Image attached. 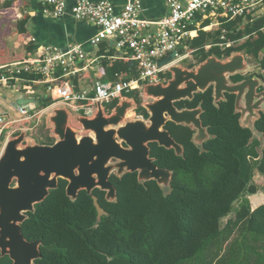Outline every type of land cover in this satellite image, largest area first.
I'll use <instances>...</instances> for the list:
<instances>
[{
	"label": "trees",
	"instance_id": "trees-1",
	"mask_svg": "<svg viewBox=\"0 0 264 264\" xmlns=\"http://www.w3.org/2000/svg\"><path fill=\"white\" fill-rule=\"evenodd\" d=\"M238 21L222 24L228 40L252 33L257 37L237 49H228L227 55L245 49L258 58L264 48V17L246 25L245 32L236 31ZM218 35L199 31L188 45L202 53L201 61L210 54L220 57L216 48L207 54L202 50L206 42H216ZM258 64L264 70V55ZM128 65L113 63L107 73L113 78L121 71L131 72L134 67ZM19 76L35 80L28 73ZM123 96L140 104L135 91ZM234 98L226 94L223 101L214 103L208 89L190 101L175 104L179 110L200 107L199 117L210 138L198 148L192 142L194 131L190 127L168 122L164 129L182 147V156L149 144L154 164L172 174L167 193L155 181L139 183L136 173L120 178L111 175L115 202L106 201L105 192H92L106 212L97 219L91 196L80 191L71 201L65 193L67 182L59 180L57 188L35 205L21 224L26 241L41 243L42 257L34 264H264V205L251 211L245 199L257 192L254 173L264 176V113L254 123L262 135L258 140L239 124ZM37 100L40 107L47 106L43 96ZM115 104L112 101L107 109ZM137 112L147 119L142 108ZM44 140L41 145L54 142L47 136ZM239 201L234 217H229L233 203ZM0 264L12 262L0 256Z\"/></svg>",
	"mask_w": 264,
	"mask_h": 264
},
{
	"label": "water",
	"instance_id": "water-1",
	"mask_svg": "<svg viewBox=\"0 0 264 264\" xmlns=\"http://www.w3.org/2000/svg\"><path fill=\"white\" fill-rule=\"evenodd\" d=\"M245 54V50L235 52L226 61L210 56L194 69L172 66L166 83L143 88L144 96L152 100L141 105L147 119H132L129 112L137 102L123 97L108 115L97 104L92 118L77 117L84 136L70 126L65 107L50 110L47 121L52 127L51 145H23L27 123L25 130L6 141L0 153V256L9 257L12 264H34L41 259V243L26 241L21 224L27 219L26 214L33 213L34 206L57 188L59 180L67 182L65 193L71 201L76 200L80 191L91 196L97 219L106 212L92 192L95 189L105 192L106 201L115 202L116 190L109 182L111 175L120 178L126 173H136L139 183L155 181L167 193L172 174L154 164L149 144L156 143L182 156V147L164 129L171 122L190 127L194 131L192 142L200 148L210 138L199 117L201 108L179 110L175 103L190 101L210 86L214 88V103L224 100V94L235 95L239 124L248 128L254 138L261 139L254 123L264 110L263 83L257 77L240 83L229 80L230 76L250 69L244 62ZM260 87L262 91L257 92Z\"/></svg>",
	"mask_w": 264,
	"mask_h": 264
},
{
	"label": "built area",
	"instance_id": "built-area-1",
	"mask_svg": "<svg viewBox=\"0 0 264 264\" xmlns=\"http://www.w3.org/2000/svg\"><path fill=\"white\" fill-rule=\"evenodd\" d=\"M44 3L46 16L57 19L68 13L64 0H44ZM166 4L168 14L158 22L140 19L139 0H127L118 13L107 1L74 0L69 9L73 19L97 29L90 41L92 45L112 40L115 49L135 63L138 76L133 81L98 83L93 87V96L86 90L76 91L72 79L87 55L81 45L70 44L65 49L41 47L34 60L0 66V85L15 89L20 82L18 75L28 73L41 78L53 103H60L88 118L94 114L97 104H109L123 93L142 91L149 84L165 83L168 70L185 58L179 54L178 47L190 38L191 29H205L201 28L204 21L228 24L239 20L252 25L264 17V0H167ZM225 34L226 31L221 30V43L218 44L224 48L229 46L225 43ZM17 113L20 117L17 120L0 115V143L3 138L25 130L20 127L29 124L40 112L30 113L27 106L19 105Z\"/></svg>",
	"mask_w": 264,
	"mask_h": 264
},
{
	"label": "crops",
	"instance_id": "crops-1",
	"mask_svg": "<svg viewBox=\"0 0 264 264\" xmlns=\"http://www.w3.org/2000/svg\"><path fill=\"white\" fill-rule=\"evenodd\" d=\"M64 1L67 4L68 13L60 18L54 19L43 14V9L46 8L44 0H0V66H8L27 60H34L37 57L36 51L41 47L51 46L65 49L70 44H78L82 46L87 58L84 62L78 65L80 71L72 79V83L76 91L86 90L89 96H93V87L98 83H118L124 82L129 78L131 79L128 81L135 80L137 77L132 78L134 73L138 76L135 63L129 61L128 58H126L124 52L117 51L112 40H106L100 44L92 45L90 41L97 33V29L89 23L87 24L85 22H80L73 19L69 9L73 6L74 0ZM92 1H107L114 6L116 13H118L127 2V0ZM139 1L141 2L142 6V11L140 12L139 17L142 20L158 22L159 20L165 18L168 14V8L166 4L167 0ZM205 22H208L207 25H204ZM210 23L211 21L209 20L204 21L201 25V28H206L203 30L195 28L191 30L190 38L178 47L179 54L185 58L178 61L174 66L181 64L179 67L183 69H194L198 66V64L204 62L208 57L216 56L214 54H210L204 61H201L202 53H197V50L190 48L188 42L196 37L199 31H204L211 34L219 33L217 37L215 36L217 39L216 42H212L211 40L206 42L202 50L207 54L210 52V50L216 48L221 53L220 57L216 56L217 59L224 61L229 60L231 54L238 52L235 50V52H231L229 55H227L228 49H237L241 47L247 40L251 38L256 39L257 37V33H252L250 35H244L239 40L230 41L226 38L225 34V43H228L229 46L225 48L220 47L218 45L221 43L219 38L221 35V30H223L222 24H225V22L221 21L220 24L213 22L211 23V26H209ZM245 27L246 24L240 23V21H238L235 29L236 31L241 30L245 32ZM261 53L264 55V48L261 50ZM245 55L246 58L244 56V62L245 64L249 65L250 69L245 72L230 76V82L233 83L232 79H235L236 77L241 78L250 76L251 78H263L264 86V70L258 64L262 59V55L261 57H258V60H254L250 55V57H247V54ZM113 63H127L129 64L128 66L131 65L134 68L131 72L121 71L118 74H115L113 78H110L107 72ZM169 76L170 74L167 73L166 82L169 80ZM17 79H19L20 82L18 81L16 83L17 87L15 89L0 85V115H4L11 120H17L20 118L16 116L18 114L17 108L19 105L27 106V108L30 110V113L35 112L34 110L36 108L41 112L46 109H55L57 106H61L60 103H53V100L47 93L46 85L42 82L41 78L34 77L35 80H27L21 78L18 75ZM135 92L139 97L140 104H135V108L129 113L132 115V119H144V116L140 115L137 112V109L139 107L141 108L142 104L149 103L152 100L147 99L144 96L143 90ZM40 96H43L44 99H46L47 106L44 108L40 107L38 102L39 100H37ZM123 97L124 96L121 95L119 98L113 101L118 103V101ZM30 100L33 102L29 103ZM111 102L112 101H110V103ZM108 105L109 104L102 105L106 115H108L110 111L107 109ZM66 110L69 113L70 121H76V118L80 116L84 117L80 112L68 108H66ZM96 110L94 114L88 118H92L95 115ZM10 111L13 113L12 117L6 114ZM261 112L264 113V110ZM26 124H24V126ZM28 129L29 124L27 130ZM9 136L5 138L7 139L6 141L9 140ZM47 137L54 141L51 133L48 134ZM258 140L260 139L258 138ZM253 183L257 188L256 194L245 197V199H247L249 202L251 211H254L259 206L264 205V176H261L259 173L255 172L253 176ZM229 217L233 218L234 214L230 215Z\"/></svg>",
	"mask_w": 264,
	"mask_h": 264
},
{
	"label": "rangeland",
	"instance_id": "rangeland-1",
	"mask_svg": "<svg viewBox=\"0 0 264 264\" xmlns=\"http://www.w3.org/2000/svg\"><path fill=\"white\" fill-rule=\"evenodd\" d=\"M259 57H261V55H259ZM179 65H181V64H178L177 66H179ZM39 92H42V91H39ZM57 108H58V106H57ZM50 110H52V109H49V110L46 109V110H43L41 112L38 111L37 108L34 110L35 112H40V113L37 115V117L34 120H32L29 123V129L26 130V139H25V142L23 145L40 144L41 141H45L44 138L48 134H50L52 131V127L48 124V121H47ZM6 114L9 115L10 117L13 116V113L11 111L6 113ZM16 116L19 117L18 114ZM69 124L77 132V134L79 136L86 135V133L82 130L81 126L76 121L71 120V121H69ZM20 128L24 129V127H20ZM20 133H21V131H18L15 134H13L12 136H9V140L15 138L16 135H19ZM5 142H6V139L3 138V140L0 143V153L4 147ZM239 203H240V201L233 203L232 215L237 210Z\"/></svg>",
	"mask_w": 264,
	"mask_h": 264
},
{
	"label": "flooded vegetation",
	"instance_id": "flooded-vegetation-1",
	"mask_svg": "<svg viewBox=\"0 0 264 264\" xmlns=\"http://www.w3.org/2000/svg\"><path fill=\"white\" fill-rule=\"evenodd\" d=\"M239 52V51H238ZM247 54V53H246ZM259 55H262L263 56V54L262 53H260ZM247 57H250L248 54H247ZM252 57V56H251ZM245 58H246V55H245ZM244 58V59H245ZM254 60H258V58H254V57H252ZM221 61H224V60H221ZM260 77V76H259ZM251 77L250 76H245V77H239V78H231L232 79V82L233 83H240V82H243V81H246V80H248V79H250ZM260 80H261V82L263 83V78H260ZM263 85V84H262ZM208 89H210L211 91H212V93H213V91H214V88H213V86H210V87H208L206 90H208ZM205 90V91H206ZM260 91H262V87H260L258 90H257V92H260ZM226 94H224V96H225ZM235 96V95H234ZM221 101H223V100H219L217 103H219V102H221ZM178 103V102H177ZM176 104V103H175ZM176 106V105H175Z\"/></svg>",
	"mask_w": 264,
	"mask_h": 264
}]
</instances>
